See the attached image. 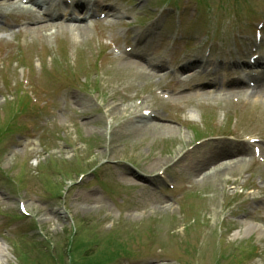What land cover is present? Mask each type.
<instances>
[{
  "label": "rangeland",
  "instance_id": "374dc122",
  "mask_svg": "<svg viewBox=\"0 0 264 264\" xmlns=\"http://www.w3.org/2000/svg\"><path fill=\"white\" fill-rule=\"evenodd\" d=\"M214 1L224 4L221 18L227 27L208 43L202 35H213L214 27L190 20L191 0L182 13L172 10L170 3L151 11L153 0H98L101 8L111 6L123 13L121 22H145L150 13L156 14L140 30L148 33L137 45L136 27L122 30L129 23L113 26L105 35L101 28L94 29V18L107 17L100 10L87 21L93 27L86 36H79L74 29L45 31L41 37L16 33L29 19L22 17L16 24L11 18L0 17L4 26L0 32V126L7 121L13 94L24 89L34 102L18 115L13 132L0 144V247L6 250L0 264H214L221 253L231 252L234 243L247 238L264 242V159L262 153L253 155V145L245 138L264 137V96L227 101L217 91L192 94L196 86L208 84L206 75L216 70L208 69L204 62H218L227 56L235 61L256 43L234 35V19L229 20L233 0H197L198 12L213 9ZM245 1L234 0L243 4L232 11L248 8L250 3ZM258 13L264 16V4ZM25 14L20 10L19 16ZM165 14L179 17L169 34H158ZM218 39L229 44L220 46ZM179 40L189 42L185 49ZM201 46L202 53L196 55L195 47L199 50ZM205 47L211 48L209 53ZM115 48L122 54L137 51L146 62H161V78L124 69L117 57L111 56ZM260 49L255 53L264 51ZM194 58L204 68L191 80L177 84L173 77ZM247 77V71L230 76ZM70 81L75 85H67ZM175 95L180 100L172 99ZM107 105L117 107V114L107 112ZM155 107L159 110H152ZM146 108L152 110L153 119L156 117L152 123L172 127L174 134L134 133L132 123ZM233 108L238 113L236 124ZM218 129L221 132H216ZM210 130L214 137L195 143L194 133L207 136ZM224 141L245 144L247 154L240 156L244 164L219 179L199 184L183 166L171 168L181 156L190 159L194 148L205 152ZM259 146L264 148L262 143ZM155 161H160L161 167L147 173L145 169ZM95 165H100L98 175L89 171ZM40 166L47 168L42 174H38ZM79 172L85 173L78 176ZM128 172L144 178L138 182L139 188L123 178ZM17 177H23V187L15 182ZM257 183L261 185L258 194L246 193L239 202L234 199L235 191L254 189ZM226 201L234 213L229 214L231 208L224 209ZM19 204L25 206L28 217L14 218L21 214ZM252 210L258 213L251 218ZM254 224L263 230H255ZM31 229L35 232L29 233ZM132 240L136 246L122 244L118 248L122 259L101 263L111 254L106 251L102 256L101 250L113 249L117 241ZM239 258L234 253L218 261L240 264ZM242 264H264L263 257L247 255Z\"/></svg>",
  "mask_w": 264,
  "mask_h": 264
},
{
  "label": "bare ground",
  "instance_id": "6f19581e",
  "mask_svg": "<svg viewBox=\"0 0 264 264\" xmlns=\"http://www.w3.org/2000/svg\"><path fill=\"white\" fill-rule=\"evenodd\" d=\"M35 3V0H0V6L6 4L7 6H17V7H27V4ZM92 3L91 0H87L84 4L74 3V7L77 8L78 13L73 14L70 13L66 15L63 20L57 23V26L66 30L68 28H72L78 31L79 36H86L88 33V26L87 24H83V20L86 18L94 10L92 9L95 7V2L92 3V8L89 5ZM22 5V6H21ZM24 5V6H23ZM94 5V6H93ZM64 8V7H63ZM79 21V22H78ZM73 22V23H69ZM78 22L77 24H74ZM32 23V22H30ZM40 23V20L36 21V24ZM44 29V26H37L35 28H30L26 26L24 30L26 32H34L40 33ZM146 63V64H145ZM120 66L125 69H132V70H139L144 72L145 69H153L158 71L160 67L153 65L152 63H147L139 58H133L131 55H126ZM161 66V65H160ZM263 71L259 73L256 78V86L251 87L250 90L243 89V84L241 81H230L224 85V89H222L223 96L230 100L233 98H238L243 95H248L249 97L258 98L261 95H264V85L258 84L259 82H264V67ZM189 66L184 69L180 70L181 74H188ZM156 76V75H151ZM208 94V92H206ZM107 112L112 114H117V107H110L106 106ZM110 109V110H109ZM138 124L135 125L133 132L137 134H159L162 136H170L174 134L175 130L169 126L157 125V124H150L149 121H140L137 122ZM232 150H236V153H232ZM242 151H239L237 143H227L222 144L221 147L217 148L216 151H212L209 153H205L201 155L200 158H195L194 160L190 161V163L185 167L184 171L188 173L191 177H197L199 182H207L212 181L215 179H219L220 176L223 174H227L230 170L234 169L237 165L244 164V160L238 157ZM161 165L160 161H155L152 163L148 168L145 169L147 173L154 172L159 166ZM161 167V166H160ZM123 178L127 179L129 182L141 181V177L137 176L133 172H128L127 174L123 173ZM137 184V183H136ZM240 235V233H238ZM263 235V234H262ZM6 250L3 247H0V257L5 254Z\"/></svg>",
  "mask_w": 264,
  "mask_h": 264
}]
</instances>
